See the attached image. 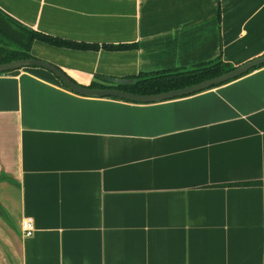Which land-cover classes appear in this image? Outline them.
I'll return each mask as SVG.
<instances>
[{
  "label": "crops",
  "instance_id": "0c3cea01",
  "mask_svg": "<svg viewBox=\"0 0 264 264\" xmlns=\"http://www.w3.org/2000/svg\"><path fill=\"white\" fill-rule=\"evenodd\" d=\"M0 11L98 45L31 47L85 86L264 53V0H0ZM0 207V264H264V65L151 103L80 95L42 67L0 73Z\"/></svg>",
  "mask_w": 264,
  "mask_h": 264
},
{
  "label": "trees",
  "instance_id": "16d2710c",
  "mask_svg": "<svg viewBox=\"0 0 264 264\" xmlns=\"http://www.w3.org/2000/svg\"><path fill=\"white\" fill-rule=\"evenodd\" d=\"M37 39L67 47L93 48V49L99 48V46L96 44H86L75 41H69L58 37L49 36L33 29H29L17 23L8 16L4 15L0 11V63H7L18 59L35 58L31 54V47L33 42ZM131 46H132L131 44L101 45V47H105L109 49L128 48ZM263 65L255 67L250 71L259 68ZM233 67H234L233 65L224 62L221 59V57L218 56L212 60L198 63L188 67H174V68H166V69L155 70L150 72H139L138 74L132 75L128 78H115V77L102 78L96 76L95 80H92L91 83L86 86L90 88H117L123 91L132 92L136 94H154V93H160L172 89L181 88L184 86H188L200 82L204 79L226 72L232 69ZM115 79H132L133 81L130 83H120L117 82ZM112 98H116V97H112ZM251 183L252 182H237V183H231L229 185H248ZM0 214L5 215L1 207H0Z\"/></svg>",
  "mask_w": 264,
  "mask_h": 264
},
{
  "label": "water",
  "instance_id": "95a60500",
  "mask_svg": "<svg viewBox=\"0 0 264 264\" xmlns=\"http://www.w3.org/2000/svg\"><path fill=\"white\" fill-rule=\"evenodd\" d=\"M264 64V53L249 61L234 66L232 69L218 74L216 76L204 79L200 82L184 86L177 89H172L165 92L154 94H136L132 92L123 91L117 88H90L75 82L69 75H67L58 66L37 58L32 59H18L7 63H0V73L21 69L27 66L42 67L53 72L63 84L69 87L75 93L90 97H116L137 103H151L177 97L191 95L210 87L221 85L227 81L236 79L251 69ZM120 83H130L132 79H115Z\"/></svg>",
  "mask_w": 264,
  "mask_h": 264
},
{
  "label": "built area",
  "instance_id": "2783aa9c",
  "mask_svg": "<svg viewBox=\"0 0 264 264\" xmlns=\"http://www.w3.org/2000/svg\"><path fill=\"white\" fill-rule=\"evenodd\" d=\"M35 230L34 221L30 217L24 218L22 221V231L25 236L32 235L33 231Z\"/></svg>",
  "mask_w": 264,
  "mask_h": 264
}]
</instances>
